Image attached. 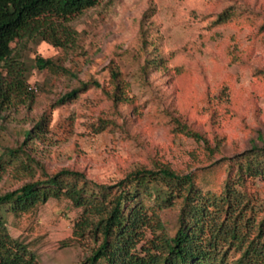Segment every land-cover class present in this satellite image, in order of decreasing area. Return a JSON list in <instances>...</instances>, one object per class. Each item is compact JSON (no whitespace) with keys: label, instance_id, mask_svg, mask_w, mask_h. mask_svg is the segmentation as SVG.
<instances>
[{"label":"rangeland","instance_id":"1","mask_svg":"<svg viewBox=\"0 0 264 264\" xmlns=\"http://www.w3.org/2000/svg\"><path fill=\"white\" fill-rule=\"evenodd\" d=\"M66 24L77 32L72 48L13 45L29 68L41 56L71 74L30 69L29 98L0 105V194L65 168L113 184L143 167L179 174L211 167L218 187L228 159L264 144V0H100ZM145 29L150 49L168 60L146 81L140 68L157 56L141 51ZM112 62L127 85L128 99L119 104L104 91L113 89ZM93 81L102 87L83 89ZM248 190L264 209V182L250 181ZM80 214L67 200H51L9 217L8 228L40 264H82L93 242L74 235ZM162 219L172 232L177 211Z\"/></svg>","mask_w":264,"mask_h":264},{"label":"trees","instance_id":"2","mask_svg":"<svg viewBox=\"0 0 264 264\" xmlns=\"http://www.w3.org/2000/svg\"><path fill=\"white\" fill-rule=\"evenodd\" d=\"M99 1L0 0V105L29 98L33 90L28 86L30 69L71 74L56 60L41 56L29 68L17 57L16 46L47 42L56 48H72L77 32L66 23ZM225 19L226 14H220L217 23ZM153 44L148 29L142 30L141 51L157 56L141 66L144 81L151 69H167L166 56H160L156 46L150 49ZM109 69L113 89L104 91L119 104L128 99L127 85L117 64L112 62ZM90 85L102 87L96 81L82 87ZM78 90L82 89L67 97H74ZM44 119L37 124L40 129ZM186 131L215 151L204 136ZM1 169L5 170L0 164ZM215 169L179 174L167 166L143 167L113 184L94 181L70 168L44 174L0 194V264H40L30 245L11 234L8 222L9 217L38 211L51 200H67L81 211L74 235L93 242L82 264H264V209L248 190L250 181L264 182V144H253L228 159L218 187ZM170 210L177 211L173 233L162 219Z\"/></svg>","mask_w":264,"mask_h":264}]
</instances>
